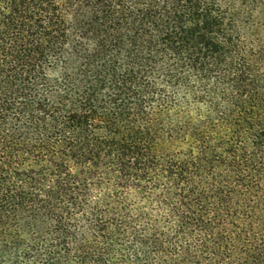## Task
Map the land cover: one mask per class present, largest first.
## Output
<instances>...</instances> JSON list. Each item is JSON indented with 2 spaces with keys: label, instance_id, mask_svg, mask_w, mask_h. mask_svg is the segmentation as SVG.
Returning <instances> with one entry per match:
<instances>
[{
  "label": "trees",
  "instance_id": "trees-1",
  "mask_svg": "<svg viewBox=\"0 0 264 264\" xmlns=\"http://www.w3.org/2000/svg\"><path fill=\"white\" fill-rule=\"evenodd\" d=\"M0 264H264V0H0Z\"/></svg>",
  "mask_w": 264,
  "mask_h": 264
}]
</instances>
